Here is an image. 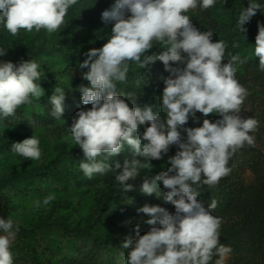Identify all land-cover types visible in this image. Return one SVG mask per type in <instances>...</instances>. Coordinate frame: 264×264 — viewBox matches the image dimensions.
<instances>
[{
	"label": "clouds",
	"instance_id": "clouds-1",
	"mask_svg": "<svg viewBox=\"0 0 264 264\" xmlns=\"http://www.w3.org/2000/svg\"><path fill=\"white\" fill-rule=\"evenodd\" d=\"M77 3L78 0H0V26L11 35L21 29L56 33L64 25L68 9ZM215 3L216 0H115L110 9L101 13L102 21L111 25L110 35L102 47L88 50L79 65L88 69L82 78L89 83L78 89L81 102L91 107L78 110L67 129L71 141L82 151L79 168L86 178L112 172L121 188L131 191L133 185L127 182L134 181L141 169L150 170V160L162 159L172 145L178 147L175 155L168 157L170 166L152 178L145 176L139 187L142 193L159 197L162 184L167 189L163 199L174 206L175 212L169 214L163 207L148 205L138 210L150 217L146 223L152 227L121 244L127 250L126 264H210L214 256L218 257L215 264H225L232 252L219 239L222 221L212 215L217 201L205 206L197 200L200 193L193 185L215 187L228 176L232 171L227 166L230 158L245 144L254 146V136L249 133L257 129L259 121L239 115L249 93L235 74L238 64L245 61L234 55L225 62V42H213L212 32L200 31L185 15L190 9H209ZM260 8L257 0H248V7L237 19L241 35L247 31L243 26ZM257 28L253 50L259 58V68L264 70V25L258 22ZM153 42L165 50L148 55ZM8 48L0 47V57ZM156 60L170 73L163 78L159 96L163 118L150 107H130L116 90L118 83L127 82L129 61L140 69ZM170 62L183 67H172ZM39 68L30 59L16 63L0 60V121L13 116L19 106L44 95L37 83L41 81ZM64 99L65 90L54 87L48 103L56 119L63 115ZM197 112L205 117L217 114L221 119H203L199 127H184L189 117L195 122ZM39 145L33 134L12 143L11 148L25 160L35 161L41 157ZM126 146L131 150V159L125 158L122 164L115 162L114 166L105 163ZM54 199L49 194L43 204ZM18 231L12 219L0 216V232L6 234L0 235V264H13L10 244Z\"/></svg>",
	"mask_w": 264,
	"mask_h": 264
},
{
	"label": "rangeland",
	"instance_id": "rangeland-1",
	"mask_svg": "<svg viewBox=\"0 0 264 264\" xmlns=\"http://www.w3.org/2000/svg\"><path fill=\"white\" fill-rule=\"evenodd\" d=\"M257 2L261 8L243 26L247 29L242 34L245 40L237 19L248 7V0H216L209 9L197 7L185 13L194 27L213 33V42H225V62L234 55L245 61L238 64L235 74L249 93L239 115L259 121L257 129L249 133L254 136V146L245 144L230 158L227 166L232 171L228 176L215 187L193 185L200 193L197 200L205 206L217 201L212 215L222 221L219 239L232 248L225 264H264V70L259 68V58L253 50L257 24L264 25V0ZM114 3L115 0H78L68 9L64 25L56 33L21 29L11 35L0 26V47H9L0 60L37 62L41 72L37 83L44 90L40 99L33 98L31 104L19 106L13 116L0 121V216L12 219L19 229L10 244L13 264H126L127 250L121 244L152 227L146 223L150 217L138 210L148 205L163 207L169 214L175 212L174 206L163 199L167 189L162 184L159 197L144 194L139 187L145 176L152 178L170 166L168 157L178 151L176 145L170 146L162 159L150 160L152 168L141 169L134 181L127 182L133 189L125 192L112 172L91 179L83 175L79 168L82 151L71 141L67 129L78 110L91 107L81 102L78 89L89 83L82 78L88 69L79 65L88 50L102 47L110 35L111 25L102 21L101 13ZM153 46L148 55L165 50L155 42ZM128 64L127 82L118 83L117 92L130 107H150L163 118L159 96L163 78L170 73L159 60L140 69L132 61ZM54 87L65 90L61 119L51 115L48 103ZM203 119L214 122L221 117H205L197 112L195 122L189 117L184 127H199ZM33 134L40 141L41 157L25 160L12 151L11 145ZM125 158H132L127 146L105 163L114 166ZM49 194L55 199L45 205L43 200ZM216 259L214 256L210 264H215Z\"/></svg>",
	"mask_w": 264,
	"mask_h": 264
},
{
	"label": "trees",
	"instance_id": "trees-1",
	"mask_svg": "<svg viewBox=\"0 0 264 264\" xmlns=\"http://www.w3.org/2000/svg\"><path fill=\"white\" fill-rule=\"evenodd\" d=\"M197 192H199V190Z\"/></svg>",
	"mask_w": 264,
	"mask_h": 264
}]
</instances>
